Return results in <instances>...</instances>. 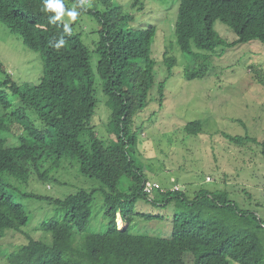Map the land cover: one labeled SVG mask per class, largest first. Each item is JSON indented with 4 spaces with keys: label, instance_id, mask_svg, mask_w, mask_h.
I'll list each match as a JSON object with an SVG mask.
<instances>
[{
    "label": "trees",
    "instance_id": "trees-1",
    "mask_svg": "<svg viewBox=\"0 0 264 264\" xmlns=\"http://www.w3.org/2000/svg\"><path fill=\"white\" fill-rule=\"evenodd\" d=\"M68 2L76 4L79 15L95 16L100 25L95 50L100 57L97 75L108 97L113 141L109 144L102 141L90 124L97 106L96 75L91 63L92 52L82 35L71 25V34H66L63 21L50 24L52 14L42 10L44 0H0V22L28 48L40 53L44 62L39 83L22 86L0 61V74L6 77L0 82V88H6L19 99V106L5 115L9 125L0 117V246L6 231L23 233L29 222L24 207L7 191V178L22 184L30 183L32 178L42 183L54 182L52 170L68 161L78 165L83 177L101 184L98 190L80 189L63 200L51 199L64 210L61 219L42 224L43 231L51 234L52 243L29 237L27 245L9 255V264H262L264 249L259 227L248 224L236 205L218 201L212 195L207 201L210 193L205 191L193 199L195 206L190 214L173 218L170 238L131 233L130 222L137 200L150 197L143 192V184L148 179L132 156L137 144L133 127L136 114L147 106L156 84L151 48L157 30L152 26L130 28L134 16L123 14L110 0L103 1L108 9L106 13L97 9L85 11L80 7L81 0ZM132 7L143 9L142 0H132ZM216 21L230 27L238 39L226 42L215 30ZM175 34L178 46L187 55L195 54L194 48L210 52L255 41L264 45V0H180ZM61 36L66 44L57 50L52 45ZM164 57L171 70L175 58ZM200 58L196 56L197 60ZM208 68L201 61L198 68L185 71L186 78H202ZM162 86L160 83L159 88ZM0 105L5 111L13 107L3 94H0ZM37 120L42 128L34 125ZM19 125L24 127L25 135L18 138L17 145L10 146L1 134L16 137V133L22 132ZM185 129L189 134H196L202 125L194 121ZM224 137L238 145L246 140L255 142L248 137ZM261 148L264 156V142ZM99 191L105 199L109 228L104 234L82 235L91 219L94 195ZM156 192L164 196L165 203L173 198L186 200L181 191ZM25 196L42 198L33 193ZM206 203L210 208L234 211L239 225L246 224L247 229L232 232L222 222H199L197 218L202 216ZM118 215L127 223L123 230L116 226ZM137 215L149 220L162 218ZM80 234V243L75 245Z\"/></svg>",
    "mask_w": 264,
    "mask_h": 264
},
{
    "label": "rangeland",
    "instance_id": "rangeland-1",
    "mask_svg": "<svg viewBox=\"0 0 264 264\" xmlns=\"http://www.w3.org/2000/svg\"><path fill=\"white\" fill-rule=\"evenodd\" d=\"M103 1L86 0L84 10L97 9L106 13L108 9ZM110 1L123 14L134 16L135 21L130 24V28L146 29L152 26L157 30L151 48L156 84L149 94L147 106L134 118L137 144L132 156L148 180L159 183L165 189L178 184L186 198L185 201L173 198L165 203L164 196L159 192L147 199L139 198L131 217V233L170 238L173 218L190 214L195 206L193 199L205 191L210 193L207 201L212 195L218 201L234 204L245 214L248 224L259 227L264 249V156L261 148L264 142V45L255 41L233 48L219 47L210 52L194 48L196 55H187L178 46L175 34L180 0H142L143 9H134L132 0ZM64 2L68 8L78 11L76 4L68 0ZM65 21L82 35L92 52L97 106L90 124L99 138L109 144L113 141L110 133L111 110L107 105L108 97L103 92L102 81L97 75L100 57L95 52L99 41V22L95 16L87 13L79 15L75 21L65 16ZM214 27L226 42L233 43L238 39L235 32L222 22L216 21ZM165 55L176 60L171 70ZM198 55L201 58L197 60ZM0 61L19 85H36L43 76L41 54L28 48L18 35L11 33L1 22ZM201 61L209 65L205 76L187 79L185 71L198 68ZM5 79L0 74V82L3 83ZM160 83H163L162 89L159 88ZM0 94L13 106L5 111L0 105V117L9 125L5 115L19 106V99L4 87L0 88ZM194 121H200L202 129L196 134H189L186 125ZM34 125L43 127L40 121ZM19 126L22 130L20 133H23L24 127ZM12 128L19 131L16 125ZM20 133H16V137L9 133H2L1 136L13 146L19 143L20 136L25 135ZM224 135L248 137L255 142L246 140L238 145L227 140ZM60 166L51 172L55 177L54 182L42 183L32 178L30 183L22 184L14 178L6 179L7 191L24 207L29 222L23 228V233L13 230L5 232L0 246V264H9V255L27 245L29 237L46 244L52 243L51 234L43 231L42 224L61 219L64 210L51 199L63 200L80 189H100L99 182L79 173L78 165L64 161ZM26 193L41 195L42 198H28ZM209 206L206 203L202 216L197 218L199 222H222L232 232L247 229L246 224L239 225V217L234 211ZM91 213L82 235L106 233L109 221L105 218V199L100 191L94 195ZM138 213L162 218L149 220ZM116 226L123 230L127 223H123L118 215ZM82 235L76 236L75 245H79Z\"/></svg>",
    "mask_w": 264,
    "mask_h": 264
},
{
    "label": "clouds",
    "instance_id": "clouds-1",
    "mask_svg": "<svg viewBox=\"0 0 264 264\" xmlns=\"http://www.w3.org/2000/svg\"><path fill=\"white\" fill-rule=\"evenodd\" d=\"M85 2L86 0H81L80 3V7H84L85 6ZM44 12L46 13H51L52 15L49 16V23L55 25L58 21H63L65 16H67L68 18H70L71 21H75L79 15V13L77 12V10L75 8H65V5L63 3V0H44V6L42 9ZM63 29L64 32L66 34H71V27L69 26V22L65 21L63 23ZM66 44L65 39L63 38V36L60 37V39L58 41H55L53 43V47L57 50H59L60 48L64 47ZM207 180L209 181L210 179L207 178ZM150 180H147L146 182H148ZM153 182V181H150ZM173 182V179H172ZM157 183V182H155ZM159 184V183H158ZM161 186V185H160ZM178 186L180 188L179 191H181V187L178 184H174L171 188L169 189H165L162 186V189L164 190V192L166 190H169L171 192H179V191H172L173 187ZM120 216V215H119ZM121 221L124 223V221L122 220V218L120 217ZM118 228V226H117Z\"/></svg>",
    "mask_w": 264,
    "mask_h": 264
},
{
    "label": "built area",
    "instance_id": "built-area-1",
    "mask_svg": "<svg viewBox=\"0 0 264 264\" xmlns=\"http://www.w3.org/2000/svg\"><path fill=\"white\" fill-rule=\"evenodd\" d=\"M179 190H180V188L178 186H175L172 189V191H179ZM156 191L164 192V190L162 189V187L158 183L148 181V182H145L143 184V192L146 195L151 196Z\"/></svg>",
    "mask_w": 264,
    "mask_h": 264
},
{
    "label": "crops",
    "instance_id": "crops-1",
    "mask_svg": "<svg viewBox=\"0 0 264 264\" xmlns=\"http://www.w3.org/2000/svg\"><path fill=\"white\" fill-rule=\"evenodd\" d=\"M121 217V216H120Z\"/></svg>",
    "mask_w": 264,
    "mask_h": 264
}]
</instances>
